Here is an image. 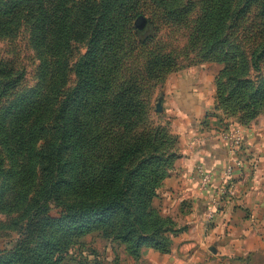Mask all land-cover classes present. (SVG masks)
I'll use <instances>...</instances> for the list:
<instances>
[{
	"label": "trees",
	"instance_id": "16d2710c",
	"mask_svg": "<svg viewBox=\"0 0 264 264\" xmlns=\"http://www.w3.org/2000/svg\"><path fill=\"white\" fill-rule=\"evenodd\" d=\"M151 2L179 24L195 0ZM201 6V61L223 65L215 111L249 126L264 111V80L251 74L264 60V0ZM255 13L261 29L246 55L226 32ZM140 16L142 0H0V38L28 32L40 61L37 83L20 93L25 71L0 58V213L21 228L10 264H62L76 239L95 232L134 256L144 247L169 252L172 222L154 203L180 158L179 139L158 125L144 130L139 81L118 79L126 42L147 33L134 27ZM77 46L85 52L74 61ZM171 63L150 58L143 71L158 78Z\"/></svg>",
	"mask_w": 264,
	"mask_h": 264
},
{
	"label": "crops",
	"instance_id": "0c3cea01",
	"mask_svg": "<svg viewBox=\"0 0 264 264\" xmlns=\"http://www.w3.org/2000/svg\"><path fill=\"white\" fill-rule=\"evenodd\" d=\"M220 67L206 64L181 76L173 88H167V113L172 132L178 135L180 158L176 168L159 190V208L180 205L185 210L189 230L176 237L179 245L167 264H229L228 259L254 255L264 248V125L254 122L242 126L215 111V78ZM228 124V125H227ZM236 124L245 142L239 152H232L220 139V133ZM241 161L247 175L240 183V169H235L231 183L233 197H222L215 218L207 213L213 207L219 188L227 182L226 169ZM199 168L211 173L207 189L201 186ZM214 245V246H212ZM216 248V254L210 252ZM215 264V263H214Z\"/></svg>",
	"mask_w": 264,
	"mask_h": 264
},
{
	"label": "rangeland",
	"instance_id": "374dc122",
	"mask_svg": "<svg viewBox=\"0 0 264 264\" xmlns=\"http://www.w3.org/2000/svg\"><path fill=\"white\" fill-rule=\"evenodd\" d=\"M142 2L146 12L145 18L149 22L147 33L143 36L133 35L131 40L126 42V59L118 73V79L125 80L135 77L139 81L142 88V99L148 109L147 120L143 126L144 130H151L158 125L166 131L169 128L172 132L169 124L171 119L167 118V113L164 111V106L167 103V88L175 87L181 76L197 67L214 64L221 69L223 65L201 61L199 55L202 51L201 41L198 37L196 38L195 27L199 21L204 23L198 18L201 15L202 0H195L194 8L191 13H188V18L184 23L179 24L167 23L163 11L151 0H142ZM255 14L257 16L249 14L243 19L239 29L228 28L226 32L228 45L237 47L246 55L257 45L258 31L261 29L260 16L258 13ZM84 52L85 46L75 47L74 61ZM162 57L172 60L171 67L169 69L163 68L165 74L159 75L158 78L146 76L143 69L148 59ZM0 58L11 60L18 68L25 71L26 80L19 90L20 93H26L35 86L37 83L36 69L40 61L30 45L28 32H22L15 38H0ZM251 74L260 80H264V60L262 61V70L260 72L253 70ZM74 82L75 78L72 77L71 84ZM158 104L161 105V111L157 110ZM227 120L238 123L235 118L230 117ZM254 122H262L261 124L264 125V111L252 123ZM172 134L178 138V135L173 132ZM0 152H2L1 146ZM177 161L173 170L176 168ZM159 200L158 192V197L154 203L155 208L160 210L167 221L170 219L172 222L170 225L167 224V228L170 229V236H173L171 237L169 252L144 247L138 256H134L125 244L117 240L103 238L95 232L76 239L62 264H167V257L171 258L174 250L179 246L175 241L176 237L188 231L189 226L185 222L186 209L183 205L169 209L167 206L159 208ZM13 216L0 213V264H10L13 255L9 251L15 247L21 234V228L14 225ZM260 236L264 242L263 229ZM210 252L213 253L211 249ZM216 262L214 259L206 260L207 264H216ZM228 262L229 264H264V248L252 256L245 255L239 259L231 257Z\"/></svg>",
	"mask_w": 264,
	"mask_h": 264
},
{
	"label": "built area",
	"instance_id": "2783aa9c",
	"mask_svg": "<svg viewBox=\"0 0 264 264\" xmlns=\"http://www.w3.org/2000/svg\"><path fill=\"white\" fill-rule=\"evenodd\" d=\"M220 139L229 146L230 150L234 153L239 152L245 142V136L243 131L236 124H230V127L220 133ZM235 169H240V173L238 175V180L240 183L246 182L247 175L242 166V162L236 161L233 165L229 166L226 169L225 177L227 182L223 184L218 191L217 198L213 201V207L209 210L207 214V220L211 222L216 213L218 212L219 206L222 202V197H233L236 194V188L231 183L232 179L235 176ZM199 172L201 175V184L203 189H207L208 186L212 182V175L209 172H206L203 168H199Z\"/></svg>",
	"mask_w": 264,
	"mask_h": 264
},
{
	"label": "water",
	"instance_id": "95a60500",
	"mask_svg": "<svg viewBox=\"0 0 264 264\" xmlns=\"http://www.w3.org/2000/svg\"><path fill=\"white\" fill-rule=\"evenodd\" d=\"M148 24H149L148 20L145 17H143V16H140L135 22V26L137 28H139V29H144L145 27L148 26ZM157 110L161 111V105L160 104H158ZM211 251L213 253H216V249L215 248H211Z\"/></svg>",
	"mask_w": 264,
	"mask_h": 264
}]
</instances>
